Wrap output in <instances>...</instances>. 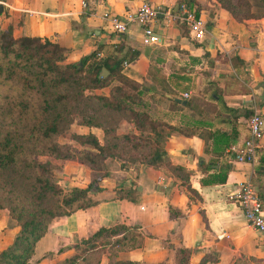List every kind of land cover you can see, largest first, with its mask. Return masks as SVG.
<instances>
[{
  "label": "crops",
  "instance_id": "1",
  "mask_svg": "<svg viewBox=\"0 0 264 264\" xmlns=\"http://www.w3.org/2000/svg\"><path fill=\"white\" fill-rule=\"evenodd\" d=\"M144 1L163 12L153 27L157 44L142 43L137 23L122 35L109 32L104 13L123 20ZM187 1L0 0L1 32H11L15 39L40 38L57 44L67 51V63L79 65L83 58L100 53L97 61L110 66L119 61L122 74L146 86L155 98L181 100L186 102L179 103L183 106L193 103L183 118L181 112L171 113L168 106L152 100L146 108L151 117L183 128L184 134L163 128L159 139L160 164L182 168L181 176L138 162L122 168L114 159L103 161L99 170L77 158L54 162L68 189L91 185L99 189L93 196L97 205L54 219L36 243L30 264H57L73 256L74 247L97 230L116 225L136 229L143 242L138 249L120 252L119 262L177 264L185 253L188 264H264V236L247 225L228 199L241 184L250 182L264 203V135L256 164L237 163L230 153L247 137L250 115L264 108V17L239 22L215 0H189L192 5ZM253 1L256 5L259 0ZM181 6L195 11L205 24L202 41L194 40L185 24L167 18L180 14ZM258 9L255 13L264 14V6ZM108 93L109 89L95 92ZM117 132L128 134L133 129L124 120ZM69 133L91 134L104 144L98 128L73 124ZM228 135L236 136L230 147H226ZM61 145L96 153L73 138H65ZM228 167L223 184L212 180ZM125 193L134 201L119 199L117 194ZM18 232L8 211L0 209V253ZM118 238L109 237L111 242ZM109 247L99 264L109 263Z\"/></svg>",
  "mask_w": 264,
  "mask_h": 264
},
{
  "label": "trees",
  "instance_id": "2",
  "mask_svg": "<svg viewBox=\"0 0 264 264\" xmlns=\"http://www.w3.org/2000/svg\"><path fill=\"white\" fill-rule=\"evenodd\" d=\"M215 1L239 22L264 17L263 13L250 15L249 3L243 0L238 5L232 0ZM187 3L192 5V1ZM256 5L264 6V0ZM96 55L83 58L81 65L67 63V51L57 44L40 38L15 39L11 32L0 31V209L7 210L19 228L13 243L0 253V264H30L36 243L54 219L97 205L93 196L100 190L92 185L68 189L60 179V166L52 159L77 158L95 170L106 159H114L122 168L138 162L166 173L184 174L180 167L160 164L163 151L159 142L163 128L184 134L183 128L151 117L146 108L152 100L168 106L171 113L181 112L183 118L193 103L183 106L163 96L157 99L146 86L125 77L119 61L110 66L97 61ZM103 69L108 76L100 78ZM103 89H109L107 96L95 94ZM76 119L78 125L103 131V145L91 134L73 137L77 144L88 145L96 153L66 150L56 143ZM124 120L131 124L132 133L117 132ZM225 139L230 147L236 136ZM228 169L220 170L212 180L223 184ZM117 195L134 201L130 193ZM112 236L120 238L111 242ZM142 243L134 228L116 225L99 229L74 247L73 256L57 264H99L107 246L108 264H136L116 258ZM177 264H188L185 253Z\"/></svg>",
  "mask_w": 264,
  "mask_h": 264
},
{
  "label": "built area",
  "instance_id": "3",
  "mask_svg": "<svg viewBox=\"0 0 264 264\" xmlns=\"http://www.w3.org/2000/svg\"><path fill=\"white\" fill-rule=\"evenodd\" d=\"M83 8H86L83 3ZM181 13L173 16L167 15L171 21H178L188 27L189 33L196 41H202L206 35V28L203 21L196 16L195 11L188 10L181 6ZM163 12L152 7L148 2H142L135 14H127L123 20L111 13L103 14V22L109 32L122 35L128 30V26L137 23L142 29L141 41L144 45H155L158 43V36L154 31V24ZM102 57L97 53L96 59ZM127 66V64H124ZM188 99V95L183 96ZM247 137L240 146L231 148L230 153L234 156V161L254 165L258 160L260 142L264 135V108L255 110L247 120ZM229 201L235 203L243 214L249 227L264 236V203L250 182L241 184L236 192L229 196ZM222 238L224 235L221 236Z\"/></svg>",
  "mask_w": 264,
  "mask_h": 264
},
{
  "label": "rangeland",
  "instance_id": "4",
  "mask_svg": "<svg viewBox=\"0 0 264 264\" xmlns=\"http://www.w3.org/2000/svg\"><path fill=\"white\" fill-rule=\"evenodd\" d=\"M239 1L240 0H232V3L235 5V4H237L238 5V3H239ZM243 1H246V2H248L249 3V7L247 8L248 10H249V14L251 15V14H256L255 13V11L256 10H259L258 9V6H256L255 5V2L253 1V0H243ZM246 9V10H247ZM79 120L78 119H76V122H75V124H77L78 125V122ZM74 124V125H75ZM74 136H73V134H70L69 133V130L68 131H66L65 133H63L62 135H60L57 139H56V143H58L59 145H61V144H64V142H65V138H73ZM61 147L62 148H65L66 150L67 149H71L72 147H70V146H64V145H61ZM65 149H63L62 151L64 152V154H68V153H66V151H65ZM71 150H73V149H71ZM83 152V151H82ZM72 153V152H71ZM39 160L40 161H42V162H44V161H46L47 160V158H39ZM52 161L53 162H58V161H55V160H53L52 159ZM103 164V163H102ZM102 164H101V166H102Z\"/></svg>",
  "mask_w": 264,
  "mask_h": 264
},
{
  "label": "water",
  "instance_id": "5",
  "mask_svg": "<svg viewBox=\"0 0 264 264\" xmlns=\"http://www.w3.org/2000/svg\"><path fill=\"white\" fill-rule=\"evenodd\" d=\"M2 11V8L0 7V12ZM160 17V16H159ZM80 65V64H79ZM108 75V72L105 70V69H103L102 70V72H101V74L99 75V77L100 78H104V77H106ZM176 102H178V103H182V104H185L186 102H184V101H181V100H175Z\"/></svg>",
  "mask_w": 264,
  "mask_h": 264
}]
</instances>
